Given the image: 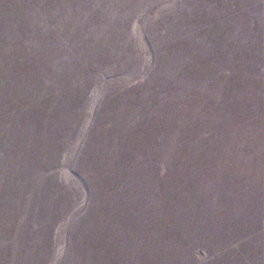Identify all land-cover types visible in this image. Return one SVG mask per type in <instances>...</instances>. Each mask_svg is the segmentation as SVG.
Segmentation results:
<instances>
[{
    "label": "rangeland",
    "instance_id": "obj_1",
    "mask_svg": "<svg viewBox=\"0 0 264 264\" xmlns=\"http://www.w3.org/2000/svg\"><path fill=\"white\" fill-rule=\"evenodd\" d=\"M0 264H264V0H0Z\"/></svg>",
    "mask_w": 264,
    "mask_h": 264
}]
</instances>
